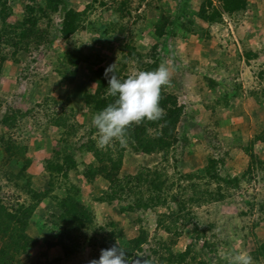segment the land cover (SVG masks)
<instances>
[{
  "label": "trees",
  "instance_id": "trees-1",
  "mask_svg": "<svg viewBox=\"0 0 264 264\" xmlns=\"http://www.w3.org/2000/svg\"><path fill=\"white\" fill-rule=\"evenodd\" d=\"M8 1L10 0H0V76L4 64L14 63L16 54L26 51L30 45L48 48L51 39L55 37L68 41L76 31L83 29L85 14L96 9L95 4L106 7L108 1L114 8H108L109 12L111 10L110 13L116 14V18L108 22L97 36L101 39L102 33L121 34L117 29L118 23L126 11L130 12L128 0H90L80 11L66 8L60 0H25L21 19L15 24H9L7 20L11 16V10L7 5ZM156 1L159 3V0ZM247 1L200 0L195 8H191L193 10H181L179 14L171 13L163 4L149 5L148 9L156 12L150 24L158 42L154 41L148 52L141 53L132 46L123 45L124 42L121 41L122 59L124 62H134L136 69L142 71H154L163 61L160 54L174 65L177 57L173 56L168 40H173L176 29L182 31L183 35H201V42L208 44L214 35L209 32L210 27L223 25V17L230 20L237 18L249 7ZM141 3L133 11H137ZM52 14H57L59 23L55 27L57 36L50 37L48 27ZM241 47L240 54L235 53V56L244 63L257 58L259 52L264 54V49L256 52L243 45ZM84 50L83 47L65 50L62 60L67 65H72L73 70H59V74L61 81L69 82L73 81L76 73L74 67L77 64L90 69L84 78L90 82L92 89L82 90L81 102L82 107L93 117L113 103L116 97L107 93L108 78L103 66L106 55L97 49ZM173 67L175 71H180V84H189L184 74H192L201 80L195 83V87L202 94L200 102L209 113H214V109L218 108L225 110L239 93L241 95L238 82L232 80L226 84L221 80H214L206 71L192 72L180 66L179 62L178 66ZM116 69L119 78H127L128 74H122L125 71L124 63L116 66ZM256 78L264 82V69L256 73ZM164 88L161 89L160 107L165 110L166 115L158 121L144 120L140 124L131 125L126 131V143L114 141L110 146L101 148L97 143V130L91 124L88 129H84L83 136L78 137V144L73 148V140L66 139L67 134L83 129L79 124L73 123L69 125V130L59 136L61 139L58 151L47 158L46 151L32 156L33 151L30 154L27 142L17 141L12 137V131L17 132V121H21L28 112H22L21 107L17 106L3 111L0 115V175L6 183H11L12 188L24 194L25 201L17 202V198L13 197L10 198L12 203L8 205L0 187V264H88L77 261L84 250L90 252L88 260L99 259L100 250L108 249L116 242L126 249L129 258L142 256L150 264H229L225 258L219 257L213 262L212 257L217 252L216 245L220 243L212 233V224L205 225V222H201L195 210L223 201L228 196L227 191L237 190L243 180L250 182L252 180L249 179L256 176L260 181L264 179V162L253 147L256 143L264 146V129L256 131L252 139L245 143L241 142L239 136H233L221 153L219 147L213 148L215 156L206 159L201 174L182 173L176 170L172 153L178 142L187 143L184 133L177 136L183 106L178 103L175 95L164 92ZM207 90L219 91L218 98L208 101L203 95ZM263 94L262 89L249 92L257 113L264 112ZM48 101L54 106L58 103H70L69 97L56 99L45 96L40 104L44 105ZM208 118L213 119L211 116ZM53 121L50 119L49 124L62 125L61 120ZM63 121L65 124V119ZM211 127L212 124H208L202 131H207L205 133L214 143L218 141L219 130H211ZM256 128L259 129V124ZM29 143L34 145V142ZM38 146L39 144L35 148ZM126 150L135 155H158L160 161L152 168L138 167L133 174L121 175ZM232 150H239L247 158L245 167L239 173H225L224 170L223 156L229 155ZM77 155H89L90 160L78 161ZM169 161L173 163L171 174L167 172ZM11 162L13 164L7 169L6 166ZM38 162L42 167L40 177L43 176L44 180L41 189L31 185L32 167ZM70 172L90 189L89 197L69 181ZM96 177L102 180V187L95 181ZM59 180L64 183L59 184ZM84 197L87 201L81 200ZM92 204L106 212L99 221ZM44 206L47 210L39 212L38 209ZM259 207L264 209V203ZM35 213L36 218L33 217ZM147 213L153 214L154 218L148 219ZM151 222L152 229L149 226ZM259 223L258 221L251 226L254 228ZM130 226H135V233L127 237L124 229ZM182 236L186 242L179 250L177 246ZM245 241L247 242L246 237ZM53 248H58L61 256L49 259L46 253ZM34 249H38L40 253L42 251L41 259L34 256ZM249 254L254 261L264 259V241L254 243ZM208 255L210 259L206 258Z\"/></svg>",
  "mask_w": 264,
  "mask_h": 264
},
{
  "label": "rangeland",
  "instance_id": "rangeland-1",
  "mask_svg": "<svg viewBox=\"0 0 264 264\" xmlns=\"http://www.w3.org/2000/svg\"><path fill=\"white\" fill-rule=\"evenodd\" d=\"M60 1L66 8L80 11L90 0ZM199 1L159 0V3H157L156 0H128V10L130 12L126 11L117 27L121 34L105 35L102 33V39L97 36L100 35L108 22L116 18V14L110 13L114 8L108 1H106V7H99L95 4L96 9L85 14L83 29L76 31L68 38V41L55 37L53 40L51 39L48 48L30 45L26 51L18 52L14 63L4 64L0 76V115L9 107L15 109L16 106L21 107L22 112H28L27 116L21 121H17V132L12 131V137L17 141L27 142L30 154L33 151L32 156L47 152V158L54 151H58V142L61 139L59 136H62V132L69 130V125L75 123L82 126L83 129L79 128L74 132L69 131L72 133H68L66 139L73 140V148H76L78 137L83 136L84 129H88L92 124V115L82 107L81 102L82 90L90 91L92 89L90 82H87L84 78L90 69L88 67L87 69L83 64H77L74 67L76 73L73 76V81H61L62 77L59 70H73L72 65H67L62 60L64 51L82 49V47L85 50L97 49L107 57L103 64L104 68L114 63L116 66L124 63L125 71L122 74L130 75L137 69L134 62L127 60L124 62L122 59L121 48H123V45L132 46L137 52L146 53L154 41L158 42V39L153 36V28L150 24V21L155 18L156 12L154 9H148V6L163 4L165 9H170L171 13L179 14L181 10L190 12L193 10L191 8L198 5ZM25 2V0H10L7 2L11 10V16L7 20L9 24H15L21 19ZM139 3H141L140 8L133 11ZM247 3H249V7L237 18L230 20L228 17H223L225 19L223 25L210 27L209 32L214 35L208 44L201 42V35H183L182 31L178 29L175 30L173 40H168V43L169 41L171 43L173 56L177 57V62L174 65L178 66L179 62L180 66L192 72L202 73L206 71L207 75L213 77L214 80H221L226 84L233 80L238 82L241 87V95L239 93L237 98L231 101L232 104L229 107L225 110H222V108L214 109V113H209L202 106V101L200 102L203 99L202 94H199L195 87V83L201 82V80L192 74L190 76L184 74L189 84H180V71L174 70L171 78L172 86H165L166 89L163 88L164 92L175 95L178 103L183 106V116L177 125V136L184 133L187 136V143L178 142L172 153L174 154L176 170L182 173L201 174L206 159L209 156H215L214 149L216 147L220 148L219 152L221 153L230 144L229 142L233 136H239L241 142L245 143L252 139L256 131L259 132V130L264 129V112H256L257 109L249 95L251 91L264 90V82L256 78V73L264 69V54L259 52L260 55L248 63L238 60L235 56V53L240 54L241 45L256 52L264 49V0H248ZM108 8H111L110 12ZM49 19H51L48 27L50 37L57 36L55 27L59 23V18L57 14H52ZM187 19L192 21L191 18ZM121 41L124 42L123 45H121ZM166 51L169 52L168 49ZM157 52L161 53V51ZM223 53L224 55H222ZM160 55L163 57L160 64L170 62L167 57ZM205 93L203 94L204 97L212 102L218 98L220 92L207 90ZM45 96L56 99L69 97L70 103L67 105L58 103L54 106L52 102L48 101L42 105L40 103ZM210 116L213 119H209ZM50 119L52 121L61 120L62 125L49 124ZM63 119H65V124ZM208 124H212L211 130H219L218 139L213 136L218 140L214 143L210 141L211 139L205 133L207 131H202ZM257 124H259L258 130L256 128ZM29 142H34V145ZM37 144L39 146L35 148ZM253 147L258 152V157L264 162V146L256 143ZM232 155H235L234 158ZM216 157H219L218 154H216ZM223 157L225 173L232 174L239 173L245 167L247 160L246 156L239 150H232L229 155ZM76 158H78V161L83 162L90 160L89 155L82 157L77 155ZM123 161L121 175H126L135 173L138 167H154L159 163L160 157L154 154L135 155L126 150ZM12 164V162L9 163L6 168L9 169ZM41 168L39 162L35 163L32 167L33 174L31 173L33 178L31 185L38 189H41L44 184L43 176L40 177ZM172 171L173 163L169 161L167 172L171 174ZM68 179L72 184L78 186L84 195L89 197L90 189L79 177L76 178L73 172H70ZM249 180L252 181L246 182L243 180L237 190L227 191L228 196L223 201L195 210L201 222H205V225L212 224V233L216 235L217 242L220 243L216 245L217 252L212 257L214 263L217 257L226 259L228 253L242 251L249 253L254 243L264 241V209L259 207L260 204L264 203V179L260 181L256 176ZM59 182V184L64 183L61 180ZM97 183L103 184L102 180H97ZM0 187L1 194L9 202L8 205L12 203L10 198L13 197L17 198V202L25 201L24 194L12 188L11 183H6L1 175ZM81 200L87 201V198L84 197ZM91 207H93L96 217L98 215V221L106 214L104 210L95 204H92ZM38 210L42 212L47 209L44 206ZM239 212H242V214H238ZM146 215L148 219L154 218L153 214L147 213ZM230 215L231 217H229ZM33 217H37L36 213ZM258 221L260 223L253 228L251 225ZM149 226L152 229L153 223L151 222ZM134 227L130 226L124 229L127 237L134 235ZM185 242L182 236L177 249H182ZM40 254H42V251L40 253L38 249H34V256L41 259ZM46 255L49 259L61 256L58 248L49 250ZM79 256L77 260L79 263L88 262L90 252L84 250ZM206 258L210 259V256L208 255ZM254 262L255 264H264V259Z\"/></svg>",
  "mask_w": 264,
  "mask_h": 264
},
{
  "label": "clouds",
  "instance_id": "clouds-1",
  "mask_svg": "<svg viewBox=\"0 0 264 264\" xmlns=\"http://www.w3.org/2000/svg\"><path fill=\"white\" fill-rule=\"evenodd\" d=\"M116 65L105 68L108 78L107 93L116 97L115 101L94 114L92 126L97 130V143L101 148L110 146L114 141L126 143V131L133 124L144 120L158 121L165 115L160 107L162 87H171L174 67L170 62L161 63L154 71L136 70L127 78L121 79L116 74ZM110 74V75H109ZM229 264H255L252 256L246 252L226 254ZM88 264H150L142 256L135 259L126 255V249L117 242L108 249H101L99 259H92Z\"/></svg>",
  "mask_w": 264,
  "mask_h": 264
},
{
  "label": "crops",
  "instance_id": "crops-1",
  "mask_svg": "<svg viewBox=\"0 0 264 264\" xmlns=\"http://www.w3.org/2000/svg\"><path fill=\"white\" fill-rule=\"evenodd\" d=\"M97 180H101L100 178H95V181L97 182ZM99 185L102 187L103 186V184L101 185L100 183H99Z\"/></svg>",
  "mask_w": 264,
  "mask_h": 264
}]
</instances>
